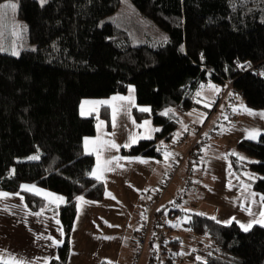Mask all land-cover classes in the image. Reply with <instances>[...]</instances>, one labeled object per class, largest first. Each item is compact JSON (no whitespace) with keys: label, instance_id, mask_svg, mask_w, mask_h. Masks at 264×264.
<instances>
[{"label":"trees","instance_id":"obj_1","mask_svg":"<svg viewBox=\"0 0 264 264\" xmlns=\"http://www.w3.org/2000/svg\"><path fill=\"white\" fill-rule=\"evenodd\" d=\"M124 3L167 38L134 44L127 29L111 20ZM18 17L34 47L19 56L0 51V191L22 194L32 211L57 214L63 241L47 264H67L77 197L99 201L104 195L103 182L91 174L94 156L83 150L96 122L94 115H80L83 99L124 94L133 86L132 116L150 118L159 131L120 153L155 158L187 110H211L197 95L203 84L232 83L246 107L264 110V0H18ZM236 61H248L251 69L241 70ZM144 107L150 111L139 110ZM33 153L38 158L21 159ZM228 160L264 197V132L239 141ZM22 184L61 194L65 202L49 205ZM172 205L169 216L186 214L184 225L209 241L184 253L179 237L163 236L151 250L152 262L264 264V226L244 231L236 222L223 224ZM159 215L161 209L149 244L162 230Z\"/></svg>","mask_w":264,"mask_h":264},{"label":"crops","instance_id":"obj_2","mask_svg":"<svg viewBox=\"0 0 264 264\" xmlns=\"http://www.w3.org/2000/svg\"><path fill=\"white\" fill-rule=\"evenodd\" d=\"M130 89L132 90L131 92ZM130 96L134 100V105L126 101L113 99L114 97L127 98ZM216 100L217 96H212L208 106L211 108L209 111L202 108H192L184 113L183 122L176 129L179 131L176 142L171 143L170 140L164 150L172 151V160H170V156L166 158L163 154L160 158H155L126 156L120 153L122 146L126 143H130V134L150 135V139H152L155 134V131H148V129H155L150 118L137 121L132 116L131 109L135 106L136 102L135 88H132V86H130L124 94H113L105 98H86L80 102V115L83 107L85 115L82 116L94 115L96 117L94 135L85 138L93 140L98 134H105V139H110L121 147L118 151L113 149L105 152L103 158L121 157L122 159L118 161L121 165L120 167L112 165L111 167L113 170L104 172L101 179L104 184V195L101 200L94 201L84 197H82L83 200H77L76 217L70 233V254L67 264H124L123 261L126 253H123V251L130 249L132 239L136 241L138 220L144 201L151 193L158 189L164 170L171 168L175 159L180 157L186 150L189 142L194 136L191 126L203 123L206 120H208L206 131H212V135L201 148V153L203 151L205 155L202 156L201 163L198 165L194 176L196 185L192 190L185 193L181 202L183 208H181V203L178 204V207L185 213L200 212L207 216L214 217L216 221L223 224H228L226 222L231 221L236 222L240 226L241 224L247 225L252 223L254 217L256 220L260 219L259 213L264 211V201L261 200L263 196L252 189L249 181L232 170L228 156L231 152H235V146L239 141L248 139V132L258 130L261 135L264 132V122L260 121L259 126L261 128H258V126L253 127V125L256 124H253L250 128L246 127L245 119L248 117L252 119L257 116L249 115L247 112L242 111L241 106H243L244 109H248L244 103L243 105L234 103V111H236L238 116L235 122L230 123L223 118L224 115L222 114L225 109L224 107L222 108L221 104L217 109H213ZM98 101H107L108 103H94ZM114 107L118 109L116 123L123 120H128L130 123L127 124V127H122V133L117 132L118 126L115 128L112 126ZM104 113L108 114L107 118L104 116ZM220 117H222L223 123L220 122ZM133 121H135V124H133ZM145 121H148L149 124L145 125ZM208 125L212 128H209ZM175 134L176 133H174V135ZM259 136H257L256 139H258ZM85 138L83 139V150L85 153L94 156L93 171L97 164L96 154L85 151ZM139 140L143 139H138L136 142ZM180 145H183L181 146L182 148ZM223 146L228 147V149H223ZM181 151L182 153L180 154ZM174 155H176V157ZM185 172L186 166L183 164L179 169L176 179L171 185L175 187V194L179 192ZM22 185L34 186L32 184ZM245 185L248 186L247 191L244 190ZM36 188L41 187L35 186V189ZM169 189L159 207V209H161V215L164 214L165 207L171 208L173 206L172 198L166 199ZM0 192L9 194V196L3 200H8L10 196L19 194L7 191ZM45 193V191L41 190L40 194L35 195L44 198L46 197L44 195ZM51 194H56V196L61 195H58V193ZM19 195L23 198L22 194ZM60 197H63V201H56L54 204L57 206L65 202L64 196L61 195ZM23 202L28 208L24 198ZM8 203L9 202H4L1 203V205H7V211H14L11 205L8 206ZM245 209H249L250 211H245ZM28 210L33 214L40 213V215H35L39 216L38 219L40 220L44 219L49 221L50 219V221L54 223V226H40L41 228L37 230L41 232H38L37 235H41L40 240L45 239L46 241L40 244L38 249L35 248L37 251H35L32 257L30 256L28 259H20V257H17V259L24 261L25 264H47L51 258L56 256L57 248L63 241V229L60 219L56 214L53 218L47 216L45 213L47 211L44 210H41L43 212L32 211L29 208ZM176 216L182 218L186 217V214ZM254 224L259 223H253V225ZM172 229L173 228L170 226L168 231ZM160 231L162 232V230ZM54 241L56 243H54ZM34 242L36 243V241ZM149 245L148 252L141 264H151L152 262L153 254L151 250L157 249V247H152V243ZM3 257L5 256L3 255Z\"/></svg>","mask_w":264,"mask_h":264},{"label":"rangeland","instance_id":"obj_3","mask_svg":"<svg viewBox=\"0 0 264 264\" xmlns=\"http://www.w3.org/2000/svg\"><path fill=\"white\" fill-rule=\"evenodd\" d=\"M40 3H44L46 0H38ZM14 3L16 5L15 10L10 9H4L0 8V13L3 14V20L0 21V51L6 52L8 54L12 55V51L15 50L18 55L13 56H19L22 50L25 49H31L34 47L33 44H31L28 40V28L25 23V21L18 17V0H3L0 1V6ZM121 16V22L116 19L115 16ZM112 21H118V24L121 26H124L130 37L133 40L134 44H141L144 43L148 38H154V39H166L167 34L161 30L160 28H157L154 24H151L146 18L141 16H135L133 11L131 10V7L128 6L127 3H124L121 5L120 9L116 11L111 18ZM15 33V34H14ZM211 84L215 86V88L219 89V92H214L208 88V85ZM132 88H134L132 86ZM227 90V87L220 86L217 84H214L213 82H208L207 84H203L198 92L200 93L199 97L201 101L209 106L210 101L212 99V96L222 94L224 91ZM227 92L230 94L231 91L227 90ZM232 94V93H231ZM229 95H227L225 102L226 104H229ZM83 103V102H82ZM243 99L241 97H237L236 104H242L243 105ZM224 106V103H222V108ZM248 108V107H247ZM252 113H260L264 112V110H255L248 108ZM255 118L248 117L245 119V126L250 128L257 127L261 128L259 126L260 121L264 122V118H261L259 115H256ZM220 122H222V117L219 118ZM223 123V122H222ZM117 124V132L122 133L123 129L122 127H127V124H130L129 121L123 120L116 123ZM211 126V125H210ZM209 127V125H208ZM212 128V127H209ZM176 134L172 137L171 143H175L177 140V135L179 133L178 130L175 132ZM183 145H180V147ZM182 148V147H181ZM223 149L227 150L228 147L223 146ZM183 151V150H182ZM180 152V154L182 153ZM165 153H171L172 151H164L162 154L165 157ZM204 152L202 151V156H204ZM38 153H33L31 155L25 156L21 159L23 160H29L30 157H37ZM176 157V155H174ZM170 160H172L173 156L170 155ZM31 160V159H30ZM248 173V172H247ZM33 185V184H32ZM29 186V185H28ZM36 186V185H34ZM31 187V186H30ZM40 190L39 192L45 191L46 193H55L50 190L44 189V188H36ZM175 187L171 186L169 189V192L166 196L167 198H176L177 194H175ZM30 193L32 191H29ZM36 194V192H32ZM175 194V195H174ZM56 195V194H54ZM59 195V194H58ZM61 196V195H60ZM174 197V199H173ZM18 194L15 196H10V198L7 200L0 199V257L8 258V257H20V259H28L30 256L32 257L33 254H35V251H37L38 246L42 243H44L46 240H40V236L37 235L38 231L37 229L43 227H52L54 226L53 222L47 221V220H40L38 219L39 216H35L36 214H33L28 210V208L25 206L23 202V198ZM45 201L49 205H54L55 202H50L51 197H44ZM9 202L8 206L11 205L14 211H7V208L5 206H2L1 203ZM171 205V204H170ZM166 206V205H165ZM179 206V205H178ZM170 208V207H169ZM168 207H165L164 214L160 215V223L162 224V231L163 236L166 239L179 237L181 239L180 243V252H188L192 248L195 247L197 241L202 242H208L209 238L207 235H196L193 233L189 228H187L183 223L186 220V217H178L174 216L171 217L168 215ZM181 208H183V205L181 203ZM25 209V212H24ZM43 212V211H38ZM47 216L49 217H55L56 213H53L51 210L48 212H45ZM210 214V213H209ZM57 215V214H56ZM238 218V217H235ZM167 226V227H165ZM172 227L173 229L171 231H168L169 227ZM153 230V228H152ZM152 232V231H151ZM170 232V233H169ZM36 241V243L34 242ZM130 242V241H129ZM150 242V239H149ZM148 242V245L146 246L143 255L141 257V260L139 264H141L144 261V258L148 252V249L150 247ZM152 247H157V242L154 239L152 242ZM35 248H37L35 250ZM137 251V245L136 241L132 239V243L130 245V249L123 251L125 252V258H124V264H134L135 263V253Z\"/></svg>","mask_w":264,"mask_h":264},{"label":"built area","instance_id":"obj_4","mask_svg":"<svg viewBox=\"0 0 264 264\" xmlns=\"http://www.w3.org/2000/svg\"><path fill=\"white\" fill-rule=\"evenodd\" d=\"M236 63L237 65L244 66L240 67L241 70L251 69V64L248 61H236ZM225 87H227V90L231 91L232 94L230 95L227 90L224 91L222 94H218L213 109H217L220 104L222 105V103H225V99L227 95H229V104L225 103V106L227 107L225 108V111L222 115H224L223 118L226 121L231 123L237 120L238 115L236 114V111H234V103L237 102V97H242V91L240 89L234 88L232 83L229 82L226 83ZM207 124L208 120L204 121L203 123L191 126V130L193 131L194 136L189 142L186 150L180 157L175 159L171 168L164 170L161 181L158 185V189L155 192L151 193L148 198L144 201L141 208V213L138 220V228L136 232L137 251L135 253L134 264H139L141 260L143 252L146 246L148 245L150 239L154 221L156 220V213L159 210V207L166 192L176 179L179 169L183 164H185L186 166V172L182 179L179 192L177 193V196L173 202L175 204L181 203L185 196V193L195 187L196 181L194 176L197 167L202 160L201 148L207 143V141L212 135V131H206ZM157 223V226L161 225L160 220H157ZM162 240L163 234L158 231L156 242L160 243L162 242ZM152 264H162L161 258L158 257L152 262Z\"/></svg>","mask_w":264,"mask_h":264},{"label":"snow or ice","instance_id":"obj_5","mask_svg":"<svg viewBox=\"0 0 264 264\" xmlns=\"http://www.w3.org/2000/svg\"><path fill=\"white\" fill-rule=\"evenodd\" d=\"M42 2H43V0H42ZM0 8L10 9V10L14 11L15 8H16V5L14 3H9V4H6V5L0 6ZM3 18H4L3 14L0 13V21H2ZM12 55H18V53L15 50H13L12 51ZM238 67H244V66L243 65H238ZM208 88L210 90L214 91V92H219V89L215 88V86H213L211 84L208 85ZM131 91L132 90L130 89V92ZM197 95L199 96L200 93L198 92ZM230 95H231V93H230ZM113 99L114 100L126 101L127 103L134 105V100H133V98L131 96L127 97V98H125V97H114ZM83 103H87V102H83ZM94 103L107 104L108 102L107 101H98V102H94ZM139 110L142 111V112L150 111L147 108H141ZM241 110L247 112L249 115H259L261 118H264V113L255 114V113H252L251 110L244 109L243 106H241ZM117 112H118V109L114 107L113 108V115H112V126H113V128H115L117 126V124H116ZM169 112H171V109L167 110L165 113H162V115H167ZM81 115H85V113L83 111V107H82ZM133 124H135V121H133ZM144 124L148 125L149 122L145 121ZM148 131L149 132L150 131H159V129H154V130L153 129H148ZM104 135L105 134H98V136L95 139H93V140H89L88 138H85V140H84L85 151L88 152V153H95L96 154L97 164H96V167L93 169L91 174L97 180H101L102 179L104 172L113 170V168L111 167L112 165H115V167H120L121 166L118 163V161L120 159H122L121 157H111V158H107V159L103 158V154L105 152L111 151L113 149L118 151L119 148L121 147L120 145H117L114 141H112L110 139H105ZM113 135H114V133H113ZM259 135H260V132L258 130H252V131L248 132L247 138L248 139H256L257 136H259ZM150 138H151L150 135L132 133L129 136V142L130 143H126L122 147H125V148L130 147V145L135 143L138 139H150ZM170 155H172V154L171 153H165L166 158L168 156H170ZM36 158L37 157H30V159H36ZM241 159H243V157H241ZM21 189L23 191H35L36 194H40L39 190L35 189V186H31L30 187V186H27V185H22ZM244 190L245 191L248 190V186L247 185L244 186ZM44 195L46 197H51V201L50 202L63 201V197L56 196V195L51 194V193H45ZM252 195H254V194H252ZM8 196H9L8 193L0 192V199L7 198ZM77 200H83V198L82 197H77ZM261 200L264 201V197H261ZM245 211H250V210L249 209H245ZM36 215H40V213H37ZM259 216H260L259 220H256L255 217H254L252 223H249L247 225L241 224L240 225L241 228L244 231H248L252 227L253 223H259L261 226H264V211H261L259 213ZM213 219H215V218L213 217ZM217 222H219V221H217ZM226 223H231V221H227ZM54 243H56V242L54 241ZM0 264H25V262L22 261V260L17 259L16 257H8L6 259L3 258V257H0Z\"/></svg>","mask_w":264,"mask_h":264}]
</instances>
